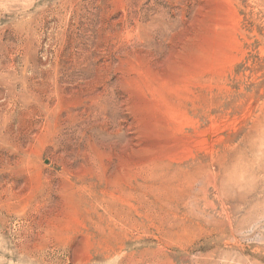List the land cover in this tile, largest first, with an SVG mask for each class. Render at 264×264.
Masks as SVG:
<instances>
[{"label": "rangeland", "instance_id": "obj_1", "mask_svg": "<svg viewBox=\"0 0 264 264\" xmlns=\"http://www.w3.org/2000/svg\"><path fill=\"white\" fill-rule=\"evenodd\" d=\"M0 264H264V0H0Z\"/></svg>", "mask_w": 264, "mask_h": 264}]
</instances>
